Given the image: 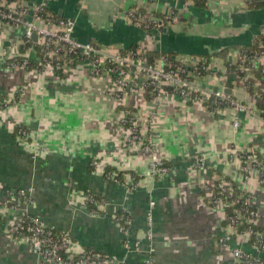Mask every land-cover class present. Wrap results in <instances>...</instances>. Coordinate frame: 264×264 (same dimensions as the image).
<instances>
[{
  "label": "crops",
  "instance_id": "1",
  "mask_svg": "<svg viewBox=\"0 0 264 264\" xmlns=\"http://www.w3.org/2000/svg\"><path fill=\"white\" fill-rule=\"evenodd\" d=\"M25 1L59 18L76 19L74 36L83 43L95 40L124 50L138 44L141 50L204 58L211 74L202 86L230 90L228 96L251 110L241 115L239 130L233 127L232 108L212 113L178 96L157 102L145 94L128 96L119 110L108 93L109 76L93 77L83 61L64 77L27 71L12 63L24 56L36 63L38 48L24 50L23 29L0 30V103H10L0 110V199H9L8 190H31L32 213L47 227L68 232L75 251L94 250L119 264H144L149 256L153 264H239L218 245L229 215L212 208L208 199L215 182L232 180L253 195L258 228H264V187L256 178L247 181L229 158L234 150L251 149L264 161L259 113L264 56L247 72L252 92L225 65H243L240 46L264 35V8L249 10L246 0H207L202 9L191 0ZM133 8L156 18L174 13L179 21L164 22L151 35L128 22L126 13ZM225 49L226 59L212 57ZM128 110L141 121L153 145L150 154L124 145L120 117ZM20 128L28 131L27 139ZM153 157L171 168L168 177L147 176ZM195 157L206 159L207 168L196 169ZM113 174L122 175L123 182L112 180ZM89 196L102 200L103 209L90 204ZM18 215L0 210V264H52L39 259L26 240L6 237ZM241 246L252 250L249 243ZM261 258L264 262V254Z\"/></svg>",
  "mask_w": 264,
  "mask_h": 264
},
{
  "label": "built area",
  "instance_id": "2",
  "mask_svg": "<svg viewBox=\"0 0 264 264\" xmlns=\"http://www.w3.org/2000/svg\"><path fill=\"white\" fill-rule=\"evenodd\" d=\"M260 1V0H259ZM128 22L138 25L144 30H157L164 22L172 25L179 18L170 13L163 19L150 17L140 9L133 8L126 13ZM77 27L76 19H53L42 13V7L32 6L25 0H3L0 2V30L20 28L24 30L23 44L32 43L30 47L38 46V59L34 70L42 74L66 76L79 62H86L91 66V74L95 78L109 76L111 83L108 93L118 105H124L126 97L145 94L150 100L157 102L165 96H178L189 104L204 106L212 113H219L221 109L234 110L233 127H241V115L251 110L246 104L228 96L224 89L212 90L202 86L205 78L211 74V65L208 60L196 56L177 55L173 59H159L148 63L141 49L124 50L115 46H105L90 42L78 41L74 34ZM38 35V41L32 40V35ZM29 47V48H30ZM28 48V49H29ZM250 60L246 67L244 55L241 69L246 72L241 77L249 90L247 72H252L254 62L264 56V45ZM17 58L12 64L27 70L32 62L31 57H22V63ZM13 65V66H14ZM264 72V71H263ZM5 105V107H2ZM10 103H0V110L7 108ZM264 122V113L259 110ZM120 124L124 129L123 142L126 147L150 154L153 145L141 128V121L129 111H123ZM19 135L27 139L28 131L20 128ZM229 158L237 161L244 178L249 181L256 178L264 187V162L251 149L234 150ZM228 158V159H229ZM196 169L207 168L206 159L194 158ZM171 168L157 157H153L147 176L152 179H163L170 175ZM117 183L121 182L116 175H110ZM232 180L220 179L211 187L208 202L214 209L232 210L228 217L229 227L218 239V245L228 250L239 264L264 263L261 256L264 254V228H258L260 214L254 206L253 195L241 191L238 193ZM8 200L0 199V210L9 209L18 213L14 223L7 229V238L24 239L30 245L32 252L42 261L52 264H119L108 256L101 255L94 250L75 251V244L68 232H57L47 227L44 222L32 213L35 204L31 190H8ZM88 202L103 209L104 202L93 196ZM256 210H254V209ZM93 215L97 216L96 211ZM149 225L153 218L149 213ZM152 234H149L151 239ZM241 244L249 243L251 251L240 246H233V240ZM152 251H149L151 253ZM152 257H148L144 264H153Z\"/></svg>",
  "mask_w": 264,
  "mask_h": 264
},
{
  "label": "trees",
  "instance_id": "3",
  "mask_svg": "<svg viewBox=\"0 0 264 264\" xmlns=\"http://www.w3.org/2000/svg\"><path fill=\"white\" fill-rule=\"evenodd\" d=\"M3 0H0V2H2ZM9 1H15V0H9ZM194 2V6L196 8H205L206 7V4H207V0H191ZM246 3H247V6H248V9L249 10H260L262 8H264V1H259V0H246ZM42 7V13L44 15H49L50 17H52L53 19H62V18H59L57 17L55 14H53L52 12H50L49 10H47L45 7L41 6ZM141 12L142 13H145V11H143L141 9ZM160 17V18H163V16L159 15L157 16V18ZM73 19V18H72ZM159 27H157L158 29ZM147 32H149L151 35H152V32L153 30H146ZM264 41V35L262 33H260L256 39L254 40V42L250 45H245V46H240L241 50L244 52L245 54V57H246V61L245 63H247L248 65H245L246 67L249 66V63H250V60L260 51L261 48V43ZM90 43H93V44H98V42H96L95 40H91L89 41ZM33 45V42L31 43H28L27 45H23L24 47V50L27 49L28 47L32 46ZM37 48L38 46L35 45ZM39 49V48H38ZM137 49H140L139 45L138 44H133L129 47L128 51L129 50H137ZM23 50V48H22ZM23 50V51H24ZM228 50L229 49H225V50H222L216 54H213V56H221L223 58L226 59V55L228 53ZM143 53H144V56L146 58V60L148 61V63H154L155 61L159 60V59H162V58H166V59H173L175 56H177L178 54L177 53H168V52H159V51H155V50H152V51H147V50H142ZM208 57H211V56H208ZM19 63H22V59H18L17 60ZM226 67H227V70L230 71V72H237V74L241 77H244L246 75V72L243 71L241 69V66L243 65H240L238 64L237 66H233L231 63L229 62H226ZM36 64L32 61L30 63V66L27 68V71H31L35 68ZM264 70H260V73L263 72ZM264 73V72H263ZM259 74V73H258ZM252 88L249 89L250 92H252ZM262 99L264 100V93L261 95ZM2 107H5V105H2ZM119 110H124V106L122 105H119L118 107ZM126 110V109H125ZM260 110L263 111L264 113V105H260ZM129 111V110H128ZM256 153V152H255ZM257 157L260 158V156L256 153ZM261 159V158H260ZM262 160V159H261ZM263 161V160H262ZM264 162V161H263ZM166 166H168L166 163H165ZM169 167V166H168ZM110 173V171H106L105 172V177ZM117 177V176H116ZM122 178V175L119 174L118 176V180L122 183L123 182V179ZM137 180V178H134ZM234 187L236 189V191L238 193H241V190L237 187L236 184H234ZM99 199V198H98ZM254 209V208H253ZM256 210V209H254ZM227 215H229L228 217H230L233 212L232 210H227ZM229 223V222H228ZM257 230H260V228H257Z\"/></svg>",
  "mask_w": 264,
  "mask_h": 264
},
{
  "label": "water",
  "instance_id": "4",
  "mask_svg": "<svg viewBox=\"0 0 264 264\" xmlns=\"http://www.w3.org/2000/svg\"><path fill=\"white\" fill-rule=\"evenodd\" d=\"M45 4H46V3H45ZM32 40H33L35 43H37V41H38V35H37V34H33V35H32ZM225 93H226V94H231V91H230V90H226Z\"/></svg>",
  "mask_w": 264,
  "mask_h": 264
}]
</instances>
